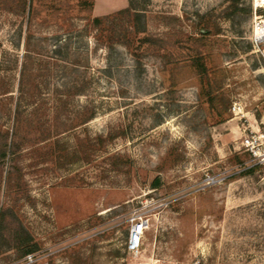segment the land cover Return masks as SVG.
I'll return each instance as SVG.
<instances>
[{"label":"rangeland","instance_id":"1","mask_svg":"<svg viewBox=\"0 0 264 264\" xmlns=\"http://www.w3.org/2000/svg\"><path fill=\"white\" fill-rule=\"evenodd\" d=\"M93 1L89 9L81 0H32L22 16L0 5V128L21 144L24 188H5L4 171L1 202L16 201L42 246L31 264H264V157L249 146H264V46L251 38L253 0H244L250 16L219 19L224 32L210 47V65L228 74L222 122L190 66L151 52L140 70L128 49L98 47L93 18L128 0ZM229 3L152 0L148 26L162 36L196 33L197 12ZM98 135L107 141L89 160L58 166L47 153L56 139L73 151ZM115 155L125 160L113 166ZM248 167L255 174H239ZM136 209L151 225L133 257L126 241ZM14 255L1 249L0 264H19Z\"/></svg>","mask_w":264,"mask_h":264},{"label":"trees","instance_id":"2","mask_svg":"<svg viewBox=\"0 0 264 264\" xmlns=\"http://www.w3.org/2000/svg\"><path fill=\"white\" fill-rule=\"evenodd\" d=\"M152 0H128L126 8L117 10L104 16H96L92 23L99 33L98 47L104 45L109 50L122 46L128 49L136 61V68H143V59L151 52L158 53L166 64L175 68L179 65L190 66L198 75L200 80V98L208 104L210 111L216 118V122L225 121L228 117L230 99L223 91L227 79V70L215 68L210 65V47L215 36L222 34L224 29L219 19H230L243 14H252V5L244 3V0H230V3L222 12L210 11L206 13L197 12L199 18L196 33H178L168 36L154 34L148 26L147 8ZM82 6L91 9L93 0H81ZM4 10L16 15H25L32 5V0H0ZM57 12L60 8L55 7ZM163 22L176 25L181 18L175 15H159ZM252 47V44H250ZM260 120L262 114L256 112ZM95 116L92 112L86 119L88 122ZM18 116H15V119ZM115 135H109L113 140ZM107 141L102 135L96 137L95 142L81 143L80 147L73 151L70 146L63 144L60 140L54 142L47 150L48 155L58 166H65V162L74 163L78 160H89L94 152ZM21 144L14 133L0 128V250L14 253L12 260L17 263L25 261L29 255H38L42 249L40 242L23 222L15 204H4L1 202V191L3 185V172L6 171L5 188L16 190L15 194H24L22 187L23 170L19 165ZM112 165H118V161L125 159L119 155L111 156ZM126 162H130L126 158ZM7 170H4L6 169ZM257 168L248 167L241 171L240 175L255 174ZM161 185V178L156 177L152 186ZM9 258V257H8ZM49 264H54L50 262Z\"/></svg>","mask_w":264,"mask_h":264},{"label":"built area","instance_id":"3","mask_svg":"<svg viewBox=\"0 0 264 264\" xmlns=\"http://www.w3.org/2000/svg\"><path fill=\"white\" fill-rule=\"evenodd\" d=\"M254 18L252 26V41L255 46H264V0H253ZM234 108H237L234 106ZM259 139H264V134H260ZM264 145V144H263ZM255 156L264 157V146L258 150L254 142L249 143ZM130 228L128 231L126 250L133 257L141 255L142 243L146 230L150 227V216L141 209L132 212L130 218ZM37 260L35 255H29L25 261L19 264H31Z\"/></svg>","mask_w":264,"mask_h":264}]
</instances>
